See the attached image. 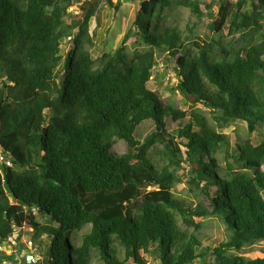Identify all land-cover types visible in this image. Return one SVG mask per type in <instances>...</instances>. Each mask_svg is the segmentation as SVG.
Returning a JSON list of instances; mask_svg holds the SVG:
<instances>
[{
	"label": "trees",
	"instance_id": "obj_1",
	"mask_svg": "<svg viewBox=\"0 0 264 264\" xmlns=\"http://www.w3.org/2000/svg\"><path fill=\"white\" fill-rule=\"evenodd\" d=\"M75 2L0 0V154L9 163L0 161V242L27 219L22 201L46 219L35 235L50 244L36 264H146L137 247L154 243L158 264H264V256L227 255L264 242V38L255 43L264 0H239L238 8L141 0L123 41L96 59L86 45L97 6L76 26L68 11ZM183 10L188 19L178 17ZM201 30L219 37H198ZM131 33L148 47L128 59ZM163 56L176 72L173 92L208 109L218 127L151 89ZM233 123L258 142L232 136L235 158L226 146L221 167L222 130ZM117 142L133 157L116 155ZM181 165L207 207L174 194ZM142 185L149 190L140 194ZM207 217L221 223L225 240L202 244L197 220ZM6 258L0 252V264Z\"/></svg>",
	"mask_w": 264,
	"mask_h": 264
},
{
	"label": "rangeland",
	"instance_id": "obj_2",
	"mask_svg": "<svg viewBox=\"0 0 264 264\" xmlns=\"http://www.w3.org/2000/svg\"><path fill=\"white\" fill-rule=\"evenodd\" d=\"M141 0H135L129 4L125 3L124 0H112V5L114 7L120 6L117 10L113 9V7H110L105 0H76L75 4L77 5V8H73V10L77 11V15H74V21L73 23L78 26V23L82 21L83 16L86 13L87 9L94 8L95 13L93 14L92 18L89 20V28H88V36L91 37V44L86 45V49L89 51L91 57L93 59H96L100 57L103 53H111L113 52L119 44L123 41L127 31L131 29V25L134 22L137 12H138V5H140ZM228 3H232L235 8L239 7V0H224ZM248 3L250 0H247ZM248 5V4H247ZM245 7L242 8H246ZM178 17H182L183 19H188L189 14L186 10H183L181 14L178 15ZM175 21V16L172 15V19L168 22H166V25H171ZM69 22V20L67 21ZM77 34V28L73 30V33H71L70 38L61 48V56L63 58L62 63L58 67V71H62L63 65H64V59L69 54V51L73 48V39ZM133 33L129 34V38L126 41L125 44V53L128 59H132L133 55L137 52L143 51L148 46L143 43L139 39H135L132 37ZM198 37L203 38L204 35L210 36L213 39L217 40L218 35L214 34V32H209L207 30H201L197 32ZM238 37L235 36L234 40ZM264 38V26L262 27L261 34L258 35V37L255 39V43L260 42ZM168 59L167 57L163 56L158 59V63H165L163 60ZM169 60V59H168ZM172 63V62H171ZM168 67H164V70L161 71L159 68H156L153 70L152 75H156V82L151 83V89L153 90H159L162 97L166 99L168 102L176 103L179 105L182 109H194L197 113L202 115L207 122L215 127L217 126L216 121L213 119L212 115L210 114V111L200 104H194V102L191 100H186L182 98L179 94L176 92H173V88L170 85V83L167 81L168 78L171 79V82L174 81V76L176 75V72L173 70V65H165ZM165 72V73H163ZM153 77V76H152ZM228 128H225L222 130V133L225 136V142L220 144V154H219V163L221 164V167H224L226 165V146H228V154L231 157L230 159L235 158L236 151L234 150V147L231 145V139L234 135H239L241 140H248L250 139L251 142L254 144H257V137L256 134L252 133L248 135L247 130L244 125L239 123H233L227 126ZM113 152L118 155H128L130 157H133V150L129 148L125 143L123 142H117L116 145L113 147ZM4 156V155H3ZM230 162V161H228ZM8 166L9 164L6 163ZM235 171L239 169L236 165H234ZM1 170V168H0ZM183 165L176 168L174 171L179 175L180 183L179 185L175 186L174 188V194L183 200H186L189 203H192L194 207L197 208H204L207 207L208 202L202 197L200 192L196 190V192L199 194L197 195L195 192L191 191V187L188 184V176L185 171H183ZM203 185V182L202 184ZM147 190H149L148 186L142 185L138 188V191L140 194L145 193ZM264 196V193H262ZM25 209V214L27 216V219L20 224V234L18 239L20 240L18 242L13 241L15 243H19L17 253L14 255H8V259L6 258V261H1V264H25V257L31 255L32 253H35L37 256L41 259V256L44 255L47 252V249L49 247L50 242L45 238V236L37 238L35 235V228L38 225H43L46 223V219L40 217L36 211L30 212L29 208ZM30 219L32 220V223L30 222ZM179 221V219H178ZM199 224V229L197 231V235L200 239H203V245L209 244L210 241L214 242H221L226 239V236L224 235V230L219 221H215V219L207 217L200 220H197ZM179 224L181 226L182 223L179 221ZM185 228V227H184ZM191 229V228H190ZM29 239L32 240V246L28 243ZM138 250H140V253L142 254V258L144 259L146 264L154 263L158 264L157 258L160 256L158 251V246L156 243L152 245V247L148 251L142 250V246L137 247ZM10 253V252H9ZM8 253V254H9ZM240 255L245 260H253L258 257L264 256V242L261 243H252L249 244L246 248L242 250L241 253H235L231 252L227 255ZM41 255V256H40ZM38 259V260H39ZM2 260V258H1ZM159 261V260H158ZM202 260L194 261L192 264H202ZM131 264V263H126ZM206 264H210L209 260Z\"/></svg>",
	"mask_w": 264,
	"mask_h": 264
},
{
	"label": "built area",
	"instance_id": "obj_3",
	"mask_svg": "<svg viewBox=\"0 0 264 264\" xmlns=\"http://www.w3.org/2000/svg\"><path fill=\"white\" fill-rule=\"evenodd\" d=\"M73 8H77V5L76 4H73V6L68 11L69 12H72L75 15H77V11L76 10H73ZM156 68H159V70L163 71L164 70V64L163 63L157 64V65H155V68L154 69H156ZM152 72H153V70L151 71V75L149 77V81L150 82H152L154 80V75H152ZM167 81L170 83V85H173L175 83V79H174L173 82H171V79L168 78ZM176 93L178 94V92H176ZM6 156L7 155H4L3 156V155L0 154V161L1 162H4L5 164L6 163L9 164L6 161ZM17 237H19V231H18V229H14L13 230V233H12V235H11L10 238H8L6 241H1L0 242V252H11L13 254L17 253L19 243L13 242V241L18 242L20 240V238L18 239ZM5 243H9V245H5ZM28 243L31 246L33 244L31 239H29ZM36 256L37 255L35 253H32L29 256H26L25 257V264H36V262L38 260V258H36Z\"/></svg>",
	"mask_w": 264,
	"mask_h": 264
},
{
	"label": "water",
	"instance_id": "obj_4",
	"mask_svg": "<svg viewBox=\"0 0 264 264\" xmlns=\"http://www.w3.org/2000/svg\"><path fill=\"white\" fill-rule=\"evenodd\" d=\"M145 186H147V185H145ZM9 197H10L11 202L15 203V201H16L15 197L12 194H9ZM19 205L28 208V206H26L22 201L19 202Z\"/></svg>",
	"mask_w": 264,
	"mask_h": 264
},
{
	"label": "clouds",
	"instance_id": "obj_5",
	"mask_svg": "<svg viewBox=\"0 0 264 264\" xmlns=\"http://www.w3.org/2000/svg\"><path fill=\"white\" fill-rule=\"evenodd\" d=\"M21 228V227H20ZM11 237V236H10ZM7 254L9 253V252H6ZM8 255H14L13 253H9ZM39 258V257H38ZM38 261V260H37ZM37 263V262H36Z\"/></svg>",
	"mask_w": 264,
	"mask_h": 264
}]
</instances>
